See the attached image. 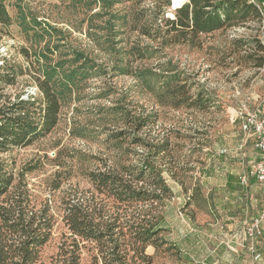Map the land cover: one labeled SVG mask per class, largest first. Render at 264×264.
<instances>
[{
    "label": "rangeland",
    "instance_id": "374dc122",
    "mask_svg": "<svg viewBox=\"0 0 264 264\" xmlns=\"http://www.w3.org/2000/svg\"><path fill=\"white\" fill-rule=\"evenodd\" d=\"M179 2L173 9L172 0H4L0 74L13 79L0 82V108L37 88L42 113L45 78L58 95L54 128L0 153L13 185L51 216L42 264L67 236L64 202L102 199L91 173L127 178L142 166L169 189L142 207L161 212L169 243L165 252L147 249L153 264H201L216 245L224 264H264V230L253 254L220 244L264 211V189L252 178L244 189L238 179L257 157L251 153L246 168V151L236 157L232 147L242 139L239 114L264 113V0H240L231 21L196 37L173 31L169 21L189 0ZM181 86L191 99L175 107L172 91ZM90 257L82 250L79 264Z\"/></svg>",
    "mask_w": 264,
    "mask_h": 264
},
{
    "label": "trees",
    "instance_id": "16d2710c",
    "mask_svg": "<svg viewBox=\"0 0 264 264\" xmlns=\"http://www.w3.org/2000/svg\"><path fill=\"white\" fill-rule=\"evenodd\" d=\"M240 6V0H189L169 22L182 37H196L221 29L240 11ZM8 21L4 0H0V24ZM12 79L9 73L0 74V82L10 84ZM38 87L44 98L42 113H37L35 100L20 98L0 108V153L10 147L30 145L57 124V92L47 78L38 81ZM172 95L176 97L175 107L191 99L184 86L172 91ZM145 121L140 125L145 126ZM165 149L166 143L158 147L157 153ZM125 176L107 171L91 173V184L102 199L64 202L67 236L48 264H79L86 248L91 253L90 264H153L148 248L155 253L162 247L164 252L169 250L162 236L161 212L152 214L151 209L142 208L169 194L161 174L142 166ZM47 210H35L26 190L13 185L12 176L0 163V264H42L39 248L47 242L51 228Z\"/></svg>",
    "mask_w": 264,
    "mask_h": 264
},
{
    "label": "built area",
    "instance_id": "2783aa9c",
    "mask_svg": "<svg viewBox=\"0 0 264 264\" xmlns=\"http://www.w3.org/2000/svg\"><path fill=\"white\" fill-rule=\"evenodd\" d=\"M183 2L184 1L181 3ZM37 92V88H32L27 91L24 96L19 98L22 101H33L35 100ZM238 118L241 120L240 128L242 132V139L236 148L237 151L243 153L245 143L247 142L249 136H253L255 140L254 148L258 154L255 163L249 167L247 175L239 178L240 184L245 186L248 178H252L258 186L264 189V113L261 115L239 114ZM220 153L225 154V151H221ZM263 230L264 211L260 212L256 217L244 224L242 234L238 235V238H240L242 243H248L247 245H243V248H246L251 253H254L256 241L262 235Z\"/></svg>",
    "mask_w": 264,
    "mask_h": 264
},
{
    "label": "crops",
    "instance_id": "0c3cea01",
    "mask_svg": "<svg viewBox=\"0 0 264 264\" xmlns=\"http://www.w3.org/2000/svg\"><path fill=\"white\" fill-rule=\"evenodd\" d=\"M239 124H240V126H239V130H240V134H241V136H242V132H241V120L239 119ZM241 141V140H240ZM239 141V139L237 140H234V145L232 146L233 147V149H234V153H235V155H236V157H238L240 154V152H238L237 151V146H238V142H240ZM254 137L253 136H249V138H248V140H247V142H246V144H245V146H244V150L246 151V153L244 154V150H243V153H241V155L243 156V154H244V156L243 157H246L243 161H244V166L246 167V168H248V165H249V161H250V158L252 157L251 156V153L252 154H254L255 156H254V158H256L257 157V151L255 150V148H254ZM221 151H225V154L226 153H228V151L227 150H225V149H223V150H221ZM220 151V152H221ZM221 154V153H220ZM225 156V155H224ZM223 166H225V164L222 162L221 163V168L223 167ZM243 173H245V172H242V174ZM242 174L241 175H239V178L242 176ZM238 175V174H237ZM238 178V179H239ZM240 182V181H239ZM248 182H250V183H252V181H251V178H249L248 180H247V184L245 185V186H242L241 184H240V186L241 187H243L244 189H246L247 187H248ZM251 196V198H253V195H250ZM252 213H259L258 211H256L255 210V212H252ZM232 214L234 215L235 214V212H232ZM245 224V222L243 223V225ZM225 225V224H224ZM239 228V227H238ZM242 231H243V226H242V228H239V229H237V230H234V232L232 233V235L231 236H229V237H224V239H226L225 240V242L223 241V242H220V244H223V245H225V248L229 251V252H231V253H236L237 252V249H245V251H247L248 252V250L246 249V248H243V245H247L248 243H242V241H240V238H238V235H241L242 234ZM237 237V238H236ZM223 248L222 247H219V246H215L214 247V249H212V251L211 252H213V254H214V256L213 257H209V256H207V258L205 259V262H201V264H224L223 263V257H222V254H223ZM211 252H209V253H211ZM251 253V252H250ZM253 254V253H252Z\"/></svg>",
    "mask_w": 264,
    "mask_h": 264
},
{
    "label": "bare ground",
    "instance_id": "6f19581e",
    "mask_svg": "<svg viewBox=\"0 0 264 264\" xmlns=\"http://www.w3.org/2000/svg\"><path fill=\"white\" fill-rule=\"evenodd\" d=\"M180 1V0H179ZM178 0H172V2H173V5L174 6H177V4H179V3H181V2H179ZM179 2V3H178Z\"/></svg>",
    "mask_w": 264,
    "mask_h": 264
}]
</instances>
